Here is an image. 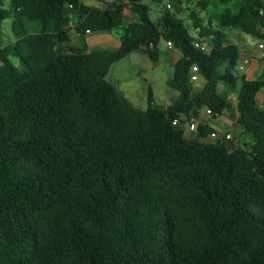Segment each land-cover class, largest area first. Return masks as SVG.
Instances as JSON below:
<instances>
[{
	"label": "trees",
	"instance_id": "trees-1",
	"mask_svg": "<svg viewBox=\"0 0 264 264\" xmlns=\"http://www.w3.org/2000/svg\"><path fill=\"white\" fill-rule=\"evenodd\" d=\"M113 1L114 17L79 16L81 36L123 28L117 50L91 53L71 45L66 9L78 0L0 9L15 37L0 43V264H264V76L237 72L227 33L264 42V1L218 15L202 40L167 7L153 18L161 0ZM160 40L181 53L167 81L178 97L168 112L140 110L107 75L133 52L157 62ZM234 93L251 143H205L207 126L189 139L172 125L205 108L221 116Z\"/></svg>",
	"mask_w": 264,
	"mask_h": 264
},
{
	"label": "rangeland",
	"instance_id": "rangeland-1",
	"mask_svg": "<svg viewBox=\"0 0 264 264\" xmlns=\"http://www.w3.org/2000/svg\"><path fill=\"white\" fill-rule=\"evenodd\" d=\"M96 1L99 7H89L87 11H85L87 17L95 14H102L110 17L113 14H116L115 8L117 5H115V3H104L101 0ZM199 1H205L207 3L205 9L198 6ZM242 1L243 0H161L160 4L151 5V14L153 18H157L166 8L167 4L171 3V12L178 18L184 19L190 32L195 34L198 39L202 40L208 34L207 28L213 29L216 27V17L218 15L224 13L228 9L236 12L240 2ZM0 2V9H10L11 0H0ZM191 12H195L197 14L203 28H194L196 19L191 17ZM131 16V12L128 11V15L124 16L125 23L132 21ZM210 21H213V23H211L212 25L210 24ZM12 22L13 20L9 18L4 20L0 26V43H2L3 46L11 44L15 41V37L12 32ZM87 34L89 33L86 32L85 35L81 36L76 28L71 29V45L80 47L87 43ZM111 34L114 36L116 41H114L113 44L104 45L103 47L106 50H115L119 46L123 30L119 28L111 32ZM97 35L98 34H92L89 39H95ZM231 35L232 33L229 34L232 40L240 41V36ZM166 48V42L162 40L159 43V49L163 51L159 56L162 60L158 62H153L149 59V57L144 60H138V55H132L122 59L121 61L113 64L107 75V80L120 90H131L134 94L138 95V98H140L139 109L141 110L147 109L148 97L150 94H152L155 103L159 105L163 104V102L168 98L177 95L176 91L172 90L167 85L168 78L172 74L173 64L176 58V50L173 46L171 49ZM192 81L194 86L199 88L201 83L199 78H193ZM219 91H222V86H219ZM229 104L231 110L235 111L237 105V93H234V95L230 97ZM231 141H236L235 131H233Z\"/></svg>",
	"mask_w": 264,
	"mask_h": 264
},
{
	"label": "crops",
	"instance_id": "crops-1",
	"mask_svg": "<svg viewBox=\"0 0 264 264\" xmlns=\"http://www.w3.org/2000/svg\"><path fill=\"white\" fill-rule=\"evenodd\" d=\"M101 1L104 3H106V2L107 3H115V5H117V3L114 2L113 0H101ZM89 7L94 8V7H99V6H98L96 0H78L77 10L73 11L70 9H66V14L70 18V28L71 29H75L77 27V25L79 24L78 20H79L80 15L83 17H87L85 11H87V9ZM128 11L129 10L124 11V16L128 15ZM114 16H115V14H113L110 17H114ZM131 17H132V21H134L135 16L132 14ZM125 24H127V23H125ZM121 29L123 30V28H121ZM227 33H228V35L232 33L231 36H233V35L234 36L235 35L240 36V41L232 40L230 36H229V40L232 43H234L235 45H237L240 49V56H241L240 62L245 64V72L243 75L246 77V79L256 80V79L264 76V50H261L258 47L260 43L264 44V42L257 40L255 38L249 36V35H246V34L242 33L239 30H236V29L231 30V31H227ZM92 34H98V35L95 39L91 40V39H89V37ZM193 35L196 37L195 34H193ZM114 41H116V40H115L114 36H112L111 32H95V33L90 32L89 34H87V43H85L82 46H86L87 53H91V52H96L99 50H106V49H104L103 46L113 44ZM161 41L162 40H160L159 43ZM159 43L157 44V49L159 52L157 62L162 60L161 57H159V56H160V53L163 52L159 49ZM82 46H80V47H82ZM166 46H167L166 49L172 48V44L169 42H166ZM119 47H120V44L115 50H117ZM175 50H176V55H175V57H176L175 60H176L177 58H179L181 56V53L178 49L175 48ZM132 55H138V57H139L138 60H144V59L148 58L147 55H145L141 52H133L130 55H128L127 57H130ZM172 74H173V70H172ZM172 74H171V76H169V78L172 77ZM191 78L192 79L193 78H199L198 73L197 72L192 73ZM202 85L203 84L200 83L199 88H201ZM118 91L125 98H127L132 103V105L134 107L139 109L140 98H138V95L134 94L131 90L129 91L127 89H125V90L118 89ZM232 95H234V94H232ZM232 95H230V97ZM177 97H178V94L176 96L174 95V96L168 98L166 101L163 102V104L159 105V104L155 103V101L152 97V94H150L148 97L147 109L150 108L152 105H156V106L161 107L165 112H168V109L170 108L171 104L177 99ZM256 98H257L258 105L260 107H264V87L257 94ZM237 117H238L237 105H236V110L233 111V110H231L230 104H229L228 109L225 110L221 116H218L216 118H210L208 115H206L205 110H202L199 114L200 123H201V125L207 126V128L211 129L212 131H211V133H209L204 138H201V140L205 143H215L218 139L220 141H223L224 140L223 139L224 134H231L232 135L233 131H235V135L238 138V140H236V142H238L240 144L251 143L252 142L251 138L249 136L242 135L241 130L236 128ZM212 133H217L219 135V138L213 139L210 135Z\"/></svg>",
	"mask_w": 264,
	"mask_h": 264
},
{
	"label": "built area",
	"instance_id": "built-area-1",
	"mask_svg": "<svg viewBox=\"0 0 264 264\" xmlns=\"http://www.w3.org/2000/svg\"><path fill=\"white\" fill-rule=\"evenodd\" d=\"M166 7H167V9L171 10L172 9L171 3H168ZM67 9L74 10V7L72 5H68ZM87 33H90V31H87ZM197 46H198V44H197ZM258 47H259V49L264 50V44L263 43H260ZM194 72H197L196 67H193L192 73H194ZM237 72L240 75H243L245 72V64L239 62L238 66H237ZM203 110H205L206 115H208L210 118H214V113L211 110H209L207 108H205ZM172 125L175 128L183 129L186 137H188L189 139H194L198 134L199 127H200L201 123H200L199 116L198 117L182 116L180 119L173 120ZM210 135L213 139L219 138V135L217 133H212ZM223 139L224 140H231L232 135L231 134H224Z\"/></svg>",
	"mask_w": 264,
	"mask_h": 264
}]
</instances>
